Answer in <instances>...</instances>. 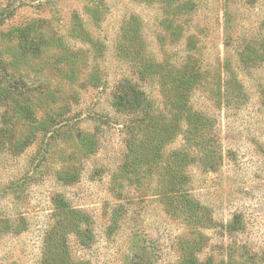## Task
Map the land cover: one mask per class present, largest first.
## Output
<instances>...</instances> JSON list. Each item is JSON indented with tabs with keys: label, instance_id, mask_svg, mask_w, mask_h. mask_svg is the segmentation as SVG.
Wrapping results in <instances>:
<instances>
[{
	"label": "rangeland",
	"instance_id": "rangeland-1",
	"mask_svg": "<svg viewBox=\"0 0 264 264\" xmlns=\"http://www.w3.org/2000/svg\"><path fill=\"white\" fill-rule=\"evenodd\" d=\"M133 17L142 54L200 74L188 107L211 126L183 170L199 226L169 206L171 153L198 137L147 153L141 116L114 100L137 80L117 50ZM222 74L245 93L232 106L215 95ZM142 87L164 111L161 87ZM192 260L264 264V0H0V264Z\"/></svg>",
	"mask_w": 264,
	"mask_h": 264
},
{
	"label": "trees",
	"instance_id": "trees-1",
	"mask_svg": "<svg viewBox=\"0 0 264 264\" xmlns=\"http://www.w3.org/2000/svg\"><path fill=\"white\" fill-rule=\"evenodd\" d=\"M143 1L150 3L152 0ZM159 1L171 6L177 0ZM181 9L193 10V3L186 2L182 5ZM92 13H98L97 7L92 8ZM138 20V17L131 18L130 26L124 35L127 44L123 42L122 45L117 47V50L121 54L126 52L128 48H131L129 54L132 58L131 62L136 67L135 74L137 80L126 79L119 83L116 87L118 92H115L114 100L116 105L122 110L132 112L139 117L141 116L140 120L144 136L141 138V142L147 144L144 147L147 153L151 149L157 148L159 156L166 142L173 141L181 134V131H183L182 133L187 143L191 139L198 137L197 142H195L196 147L189 146V149L196 151L194 152L195 155H192V151L189 149L175 150L171 153L170 179L172 184L169 206L172 207L173 213L183 216L189 224L199 226L204 216V207L190 194L189 187L183 186V183L185 184L183 180L186 183L188 182V176L183 174V170L185 166L190 165L198 156L200 159L205 156L203 153L205 147L203 132H205V127L211 126V118L208 115L199 111H193L188 107L189 96L200 83V74L191 64L181 66L178 69L172 66L173 69L171 70L169 67L165 68V65L163 66L155 59L142 54L143 50L136 43L137 41L139 42L140 36ZM133 48L136 49V52H134ZM240 62L245 66H249L256 61L250 55L244 53L241 55ZM223 78L226 79V76L222 74L219 80L220 83L216 87L215 95L219 104L232 106V101L237 102L245 97V93L240 89L241 83L237 81V78L232 80L236 85V89L233 85L231 87L230 78L221 80ZM143 83H155L161 87L167 98V107L164 111H160L154 100L149 97L142 87ZM183 122L184 125L182 124ZM130 144L131 148H136V145L139 146L137 142L133 141ZM240 223L239 218L236 217L229 224V228L237 230L238 224L241 225ZM191 264H194V260L191 261Z\"/></svg>",
	"mask_w": 264,
	"mask_h": 264
}]
</instances>
